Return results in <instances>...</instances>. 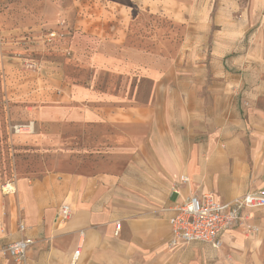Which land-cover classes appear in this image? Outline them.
Returning a JSON list of instances; mask_svg holds the SVG:
<instances>
[{
  "label": "crops",
  "instance_id": "obj_1",
  "mask_svg": "<svg viewBox=\"0 0 264 264\" xmlns=\"http://www.w3.org/2000/svg\"><path fill=\"white\" fill-rule=\"evenodd\" d=\"M257 8L264 10V0H252L247 19ZM215 42L212 52L221 57L190 61L189 74L175 78L155 75L153 49L143 64V50L123 39L113 54L95 52L93 60L126 83L128 74L138 82L146 70V100L135 97L137 83L122 92L72 81L62 87L41 109L47 131L97 140L60 146L1 196L0 243L30 237L32 264H264V208L259 218L251 211L263 225L258 233L245 241L239 226L223 231L216 255L205 243L170 244L174 189L181 197L209 191L226 202L264 186V74L246 77V63L222 59L236 50ZM201 49L191 43L184 53L191 60ZM218 59L221 67H213ZM63 204L70 217L59 223ZM228 246L234 253L226 259ZM0 264L19 263L0 254Z\"/></svg>",
  "mask_w": 264,
  "mask_h": 264
},
{
  "label": "rangeland",
  "instance_id": "obj_2",
  "mask_svg": "<svg viewBox=\"0 0 264 264\" xmlns=\"http://www.w3.org/2000/svg\"><path fill=\"white\" fill-rule=\"evenodd\" d=\"M251 2L0 0V198L14 191L13 188L6 191V184L14 187L19 178L37 172L41 163L53 158L60 146L97 140L71 135L56 138L47 131V123L39 117L41 109L55 103L62 87L70 88L72 82H79L122 92L137 83L135 97L146 100L151 88L146 70L138 82L128 74L126 83L121 72L110 71L93 60L95 52L115 53L120 39L143 50V64L151 60V55L144 52L152 49L156 52L152 59L158 67L156 76L183 77L189 74L184 73V68H189L190 61L209 63L213 57H221L222 54L212 52L218 41L236 50L222 59L234 56L248 65L243 70L246 77H261L264 10L260 13L255 9L252 20L249 16L247 19ZM190 15L195 20L191 23L187 21ZM50 32H55L51 40ZM189 43L202 46L191 60L184 53ZM221 60H213V67L215 63L220 66ZM29 123L32 128L25 130L23 126ZM16 125H21L22 131L14 130ZM260 209L251 210L255 211L253 216L259 218L256 211ZM251 211L240 226V238L245 241L263 227L254 223ZM223 252L226 259L227 254L234 253L231 246ZM217 253L218 249H209V254Z\"/></svg>",
  "mask_w": 264,
  "mask_h": 264
},
{
  "label": "built area",
  "instance_id": "obj_3",
  "mask_svg": "<svg viewBox=\"0 0 264 264\" xmlns=\"http://www.w3.org/2000/svg\"><path fill=\"white\" fill-rule=\"evenodd\" d=\"M51 40L55 36V32L48 34ZM25 130L32 128V123L24 125ZM21 125L14 126L17 132L22 131ZM181 181H186L184 175L180 176ZM6 184L4 187H7ZM6 191H10L7 187ZM176 200L171 208L173 214L169 217L168 223L171 230L170 244L188 245L192 243H205L212 248L219 249L222 246L221 233L231 227L241 226L248 219L249 212L253 209L264 208V186L247 191L229 201L221 202L217 200L212 192L205 191L200 193H192L181 197L178 189H174ZM70 217V208L63 204L57 214V221L64 223ZM118 227V225H117ZM24 224L19 221L18 229L23 231ZM4 229L0 228V233ZM79 235H83V231H79ZM1 239V237H0ZM33 239L30 237H22L18 240L0 243V254L11 258L19 264H32L27 256ZM80 247V243H77ZM79 250H75L74 258L78 255Z\"/></svg>",
  "mask_w": 264,
  "mask_h": 264
},
{
  "label": "bare ground",
  "instance_id": "obj_4",
  "mask_svg": "<svg viewBox=\"0 0 264 264\" xmlns=\"http://www.w3.org/2000/svg\"><path fill=\"white\" fill-rule=\"evenodd\" d=\"M7 187H9V189H12L13 188V186H11V185H8Z\"/></svg>",
  "mask_w": 264,
  "mask_h": 264
}]
</instances>
